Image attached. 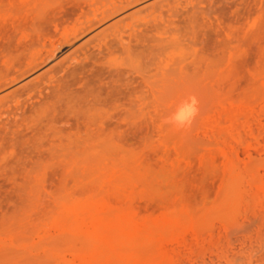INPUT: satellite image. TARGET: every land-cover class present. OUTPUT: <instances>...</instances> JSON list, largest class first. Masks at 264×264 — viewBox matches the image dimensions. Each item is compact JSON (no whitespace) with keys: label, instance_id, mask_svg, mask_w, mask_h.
<instances>
[{"label":"rangeland","instance_id":"374dc122","mask_svg":"<svg viewBox=\"0 0 264 264\" xmlns=\"http://www.w3.org/2000/svg\"><path fill=\"white\" fill-rule=\"evenodd\" d=\"M263 197L264 0H0V264H233Z\"/></svg>","mask_w":264,"mask_h":264},{"label":"bare ground","instance_id":"6f19581e","mask_svg":"<svg viewBox=\"0 0 264 264\" xmlns=\"http://www.w3.org/2000/svg\"><path fill=\"white\" fill-rule=\"evenodd\" d=\"M130 3H131V1L127 2L125 5L119 4V5L112 6L111 8H109V10L101 12L100 18H96L95 15H93L94 18H78L76 20L75 24H72L71 27H63L61 29L60 33L58 34L59 37H58V39H56V41L50 42L47 47L43 46V48L40 51L34 52V53L29 55V59L27 61L25 70L19 74H16L15 77H13L12 80L9 82V84L15 83V82L23 79L26 76H30V75L34 74L35 72H37L38 70H40L41 68H43L44 66H47L50 62L57 60L58 56H61L62 54L67 52L69 50V48H71L72 46H74V44H76L77 42L82 40V38L87 36L88 33H90L92 31V29H94V27L102 24L103 22L114 17L118 13L124 11L126 8H128ZM192 82H194V81H192ZM193 87H191V88H193ZM172 92H174V91H172ZM168 94L169 93H167L166 95H168ZM177 94H179L178 95L179 98L175 99L176 101L172 104L171 113L176 109V107L179 104H181L183 101L187 100V99H185V97H186V95L189 96L190 93L188 90L187 91L179 90V91H177ZM170 95H172V94H170ZM161 97H162V95H161ZM171 98H172V96H171ZM198 108L199 107L197 106V111L201 110ZM200 113H202V112H200ZM197 114L198 115H196V116H199V112ZM192 120L194 121L195 118H193ZM259 182L260 181H258L257 183L259 184ZM262 199H264V197ZM262 201H264V200H262ZM250 223H251V225H253L254 222L253 223L250 222ZM249 227L251 228L252 226H249ZM241 228H242V230H244L243 227H241ZM241 228L238 229V231H240ZM235 230H234V232H235ZM229 232H232V231L230 230ZM242 232L243 231H241V233ZM232 234H230V235L227 234V235L230 238H231V236H234L235 234L238 235L237 233H235L233 235ZM146 262H148V261H146ZM227 262L233 263V264H264V237L259 239V240H255V241H249V240L243 239L238 245L231 246V254L228 255Z\"/></svg>","mask_w":264,"mask_h":264},{"label":"clouds","instance_id":"9594fccd","mask_svg":"<svg viewBox=\"0 0 264 264\" xmlns=\"http://www.w3.org/2000/svg\"><path fill=\"white\" fill-rule=\"evenodd\" d=\"M197 102L195 98H189L179 104L176 109L168 116L166 123L176 128H183L189 125L197 113Z\"/></svg>","mask_w":264,"mask_h":264}]
</instances>
